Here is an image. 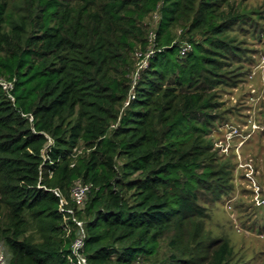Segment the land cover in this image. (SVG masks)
<instances>
[{
    "label": "trees",
    "instance_id": "1",
    "mask_svg": "<svg viewBox=\"0 0 264 264\" xmlns=\"http://www.w3.org/2000/svg\"><path fill=\"white\" fill-rule=\"evenodd\" d=\"M9 2L0 0L4 264H72L80 227L85 264H249L205 222L231 190L206 133L220 109L213 89L236 82L230 62L246 51L231 34L250 18L243 0H21L15 17ZM153 14L154 50L131 92L132 54ZM78 181L89 185L82 204Z\"/></svg>",
    "mask_w": 264,
    "mask_h": 264
},
{
    "label": "rangeland",
    "instance_id": "2",
    "mask_svg": "<svg viewBox=\"0 0 264 264\" xmlns=\"http://www.w3.org/2000/svg\"><path fill=\"white\" fill-rule=\"evenodd\" d=\"M20 2H9L14 17ZM242 9L251 11L250 18L235 24L231 34L242 41L246 51L234 54L230 62L233 73L237 67L236 82L213 89L220 109L206 133L216 159L229 163L231 190L205 222L213 234L229 235L234 250L239 249L249 264H260L264 262V0H243ZM157 19L153 14L146 20L147 44L145 48L138 45L132 54L131 92L154 50L150 33ZM84 151L83 147L78 149Z\"/></svg>",
    "mask_w": 264,
    "mask_h": 264
},
{
    "label": "built area",
    "instance_id": "3",
    "mask_svg": "<svg viewBox=\"0 0 264 264\" xmlns=\"http://www.w3.org/2000/svg\"><path fill=\"white\" fill-rule=\"evenodd\" d=\"M186 46H184L182 49H181V53H184L185 50H186ZM3 83V87L4 88H9L12 86L11 83L9 82H5V81H2ZM133 96V94H132ZM89 189V185L87 184H83L81 183L80 181L76 182L74 184V186L72 187V197L73 199L78 203V204H82L85 200V197H86V192L88 191ZM57 193V192H56ZM66 203V200L64 199H60V209L63 210V204ZM68 211H70V209H67ZM65 219H66V216H65ZM78 224L81 226V222L80 221H77ZM80 233L78 234V236L75 238V240L73 241L72 243V257L75 258V262L73 260V258H71V256H68L70 257L71 261H72V264H85V257L82 253V246H83V238H84V230L82 227H80ZM6 248L3 244L0 243V264H4L5 263V257H6ZM4 258V259H3Z\"/></svg>",
    "mask_w": 264,
    "mask_h": 264
}]
</instances>
